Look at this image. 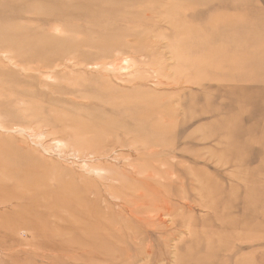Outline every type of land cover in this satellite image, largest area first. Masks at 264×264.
Wrapping results in <instances>:
<instances>
[{
    "label": "rangeland",
    "instance_id": "obj_1",
    "mask_svg": "<svg viewBox=\"0 0 264 264\" xmlns=\"http://www.w3.org/2000/svg\"><path fill=\"white\" fill-rule=\"evenodd\" d=\"M0 264H264V0H0Z\"/></svg>",
    "mask_w": 264,
    "mask_h": 264
},
{
    "label": "bare ground",
    "instance_id": "obj_2",
    "mask_svg": "<svg viewBox=\"0 0 264 264\" xmlns=\"http://www.w3.org/2000/svg\"><path fill=\"white\" fill-rule=\"evenodd\" d=\"M161 214V213H160Z\"/></svg>",
    "mask_w": 264,
    "mask_h": 264
}]
</instances>
